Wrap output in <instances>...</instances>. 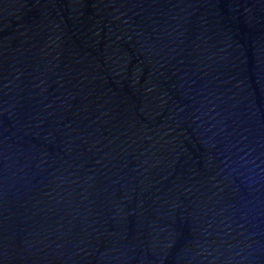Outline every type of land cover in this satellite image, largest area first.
<instances>
[{"label": "water", "instance_id": "1", "mask_svg": "<svg viewBox=\"0 0 264 264\" xmlns=\"http://www.w3.org/2000/svg\"><path fill=\"white\" fill-rule=\"evenodd\" d=\"M0 264H264V0H0Z\"/></svg>", "mask_w": 264, "mask_h": 264}]
</instances>
